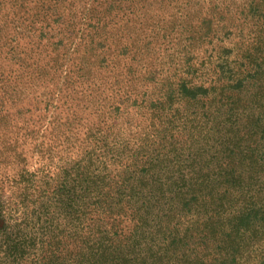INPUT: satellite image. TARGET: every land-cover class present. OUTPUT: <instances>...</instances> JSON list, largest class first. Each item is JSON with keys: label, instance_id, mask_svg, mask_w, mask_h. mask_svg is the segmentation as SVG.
<instances>
[{"label": "trees", "instance_id": "1", "mask_svg": "<svg viewBox=\"0 0 264 264\" xmlns=\"http://www.w3.org/2000/svg\"><path fill=\"white\" fill-rule=\"evenodd\" d=\"M68 1H0V12L4 11L0 38L7 40L16 34L21 40H31L36 32L42 37L49 31L71 39L77 27L82 36L88 37L70 55L67 44L60 40L51 43L54 46L50 56L42 57L44 50L32 40L3 57L9 64L0 69V104L4 105L6 99L22 104L31 97L25 104L34 101L55 109L48 117H42L36 127L32 120H16L7 112L0 113V264H73V259H78L71 245L84 239L90 227L87 204L100 181L93 162H89L93 152L84 151L87 141L81 142L79 137V113L83 103H88L92 110L112 108L119 101V94L125 95L127 101L133 99L130 105L136 107L134 116L129 107L123 108L128 121L140 117L147 123L141 128L136 125L138 131L133 132L131 127L123 138L133 141L134 152L145 154L150 144L172 142L171 149L176 144L174 155L180 157L186 141L196 143L200 134L207 145L211 137L209 128L214 135L216 131V173L201 174L209 166L199 162L185 167H193V172L196 168V177L191 171L184 174L183 166L172 165L168 158L145 162L129 171L127 190L131 197L125 196L130 200L132 194L140 196L133 204L140 203L135 206L139 221L143 225L150 223L153 203L157 206L166 193L172 192L167 187L179 183L191 186L181 210L192 202L205 208L201 219L208 230L198 234L203 258L212 259L211 264H264V2L228 0L226 7H222L228 1L197 0L202 5L190 8L182 0H161L156 9L146 11L151 22H144L146 16L139 17V9L134 11L131 7L134 0H89L82 24L77 25L66 21L74 18L75 11L74 3ZM225 14L229 17L225 18ZM155 17L162 18L164 24H154ZM179 20L184 21L186 41H192L183 49L177 42L182 37L171 34L179 27ZM38 23L40 28L35 27ZM249 24L257 30L249 32L251 45L242 46L236 39H243ZM117 26L122 32L138 36L150 30L148 37L153 41L142 46H134L141 38L119 42L122 38L116 36ZM153 28H158V33ZM221 35L233 38L221 42ZM167 41L173 46H164ZM215 42L212 48H204ZM70 43L73 46L75 40ZM205 71L210 75H205ZM54 102H63L66 112L59 111ZM24 112L30 110L23 107L19 114ZM49 117L51 135L57 132V137L70 144V148L81 143L76 158L74 153L63 162L56 178L50 176L54 159L51 145L37 141L39 137L48 140L45 131L49 129L41 125ZM119 119L116 114L110 126L112 133ZM90 130L96 128L92 126ZM179 132L187 136H183L182 143H175ZM28 140L38 142L34 151L38 159L46 161L44 173H40L38 161L31 164L32 158L26 152ZM138 141L143 143L136 148ZM194 150L195 157L206 153L204 146ZM160 155L165 156L161 152ZM235 158L242 169L231 167ZM170 169L179 173L171 184L166 174ZM97 205L101 208L99 202ZM123 211L126 212L124 207L117 208L118 214ZM60 217L70 223H60ZM174 221L172 213L159 217L155 234L161 242L156 258L151 252L153 264H191L194 252L186 240L189 231L181 229L180 222L173 224ZM139 239L140 236L130 237L129 242L112 249L103 238L100 256L93 254L84 241L86 248L77 264H93V258L98 256L97 264H131L135 258L132 255H139L141 250ZM115 250L120 251L117 259Z\"/></svg>", "mask_w": 264, "mask_h": 264}, {"label": "rangeland", "instance_id": "2", "mask_svg": "<svg viewBox=\"0 0 264 264\" xmlns=\"http://www.w3.org/2000/svg\"><path fill=\"white\" fill-rule=\"evenodd\" d=\"M1 2L3 0H0ZM101 1V0H99ZM161 0H134L131 3V7L135 10V8L139 9V17L146 16L143 21L144 22H151V16H149L146 11L149 9H156L157 5L160 4ZM165 1V0H164ZM185 3L189 4V7L192 8L195 4L202 5L203 2H199L197 0H182ZM223 2H226L228 0H220ZM246 2L249 4L251 0H236V2ZM264 2V0H259V2ZM73 2L74 3V18L72 20H66L72 21V23H75L77 25L82 24V19L85 17L84 9L86 8L85 3L89 2V0H69L68 3ZM235 2V3H236ZM229 3L226 2L222 7H226V4ZM221 4V3H220ZM185 5V4H184ZM97 4H94V7H97ZM155 7V8H154ZM160 7V6H158ZM238 7V6H236ZM77 9V10H76ZM89 9V8H88ZM232 10H235L232 8ZM234 12V11H233ZM159 13V12H157ZM193 14V12H190ZM160 14V13H159ZM4 11L0 12V19L3 17ZM94 16H96L94 14ZM179 16V15H178ZM224 17H229V15L225 14ZM133 18V15L132 17ZM161 19V20H159ZM157 19V17L154 18L153 23L159 24L160 26L163 25L162 18ZM219 19V18H218ZM180 25L177 24L176 29L171 30V34L173 37H182V40H177L178 46H180L181 49H183L185 46H188V43L191 44L192 41H186L185 37H188V33L184 32V21L179 20L178 22ZM247 25V24H246ZM36 28L41 27V23H38ZM118 29V26L116 27V30ZM79 27H77L74 34L71 36V39L64 38L62 35H58L56 33H52L49 31H45L43 36H39V33L36 32L34 38H31V40H21L20 36L16 34H12L10 39H3L0 38V69L6 68V65L9 64V62L4 61V58L6 54L10 50H15L18 46H24L25 43L30 42L33 40V42L39 46L40 50L42 52V57H46L47 55L50 56L51 51L53 50L51 43H57L60 40H63L65 44H67V51L68 54H72L73 51L76 48H81V44H85L87 42L88 37L82 36V34L79 32ZM154 33H158V28H153ZM250 30H257L256 27L250 28L249 27L245 30L243 39L237 38L236 41L240 42L242 46H248L251 45L250 40H248V35ZM150 31V30H149ZM146 30V34L143 36H138L137 34H134L132 32L126 33L122 32L120 29L117 30V37L122 38L119 42H129L128 39H130V42L132 40H137L138 38H141L140 40L136 41L134 46H142L143 44H146L148 41H153L148 36H150L152 33ZM19 32V31H17ZM62 34V33H61ZM226 34V33H225ZM76 36V37H75ZM23 37V36H22ZM226 37V36H225ZM231 37V36H230ZM224 38V35L220 36V41H227L231 40L232 38ZM64 38V39H63ZM146 38V39H145ZM75 40V44L72 46L70 41ZM228 41V42H229ZM50 43V44H49ZM162 45V43H160ZM216 44H207L205 45V49L212 48ZM122 45V44H121ZM35 46V47H37ZM164 46H173L168 41ZM31 47V46H28ZM83 47V46H82ZM247 48V47H246ZM70 49V50H68ZM44 52V53H43ZM68 55V56H69ZM207 72L205 71V75ZM210 75V74H209ZM207 74V76H209ZM1 79V76H0ZM119 94V93H118ZM117 99L119 100L117 103H115V106L112 108H104L99 107L94 110L91 109V106H89L88 103H83L81 105L82 111L79 113V117L82 118V126L79 127L80 134L79 137L81 138V142L86 140L87 143L84 146V151L86 152H93V155L89 158V162H93L94 164V170L96 175L100 178V181L98 182V189L97 191L92 195V199L88 200V210L90 212L89 215V221L88 226L90 225L89 229L86 230L85 238L79 240V242L75 245H71L72 249L74 250V254L79 256H82L85 247V244L83 243L86 241V243L89 244L91 248V252L101 254V246L100 243L103 242V238L107 239L110 242V245H112V249L119 248L121 244H125L126 242L130 241V237L136 239L140 236V243H141V250L139 251V255H132L135 258H132L131 264H153L155 258L159 255L158 249L160 244L158 242H161V240L158 238L157 234H155V229L159 228V217H162L166 214H171L174 216V223L177 224L180 222L181 229L188 230V235L186 237V240L190 242L191 250L194 252V256H191V264H211L212 259L203 258V250L201 249V246L198 244L201 241V238L199 237V233L203 232L205 230H208V226L204 220L201 218L204 217L205 208L203 206H200V203L198 202H192L190 206L187 209L181 210L183 200L187 197V194L191 191V186H184L182 183L171 185L172 187H167V189H172V192L165 195L163 199L159 201V204L157 206L155 203L151 207L152 212V219H150V223L148 224H142L139 221V217L136 216V210L135 206H140V203L138 205L135 204V200L140 198V196H135L132 194V200L130 198L126 197L125 195L128 194L131 197V194L128 193L127 190V178L129 177V171L133 172L137 165L144 164L145 162H156L159 160H162L163 158L171 159L172 165L174 164H181L183 166L184 174H187L191 171L192 175H194V172H197L196 168L194 169V172L192 171L193 167L191 168H185L187 166H190L191 164L196 163L197 165L199 162H203L209 166V169L207 170L204 167L203 173L201 174H213L216 173L214 171L215 166L218 162L219 153H217L216 146L217 144L214 143L216 139V131L215 135L214 132H212L211 128L210 130V138L207 140V145H204L202 139L203 136L198 134L197 136V142L192 140H188L183 145V150L180 152V157L174 155L176 153H173L176 147V144H174V149H171V143L172 142H165L163 144H150L149 151L147 153H139V151L134 152L133 146L134 143L132 140H123L127 132L131 131V127H134V131H138L139 129H135L136 125L141 128L143 126H146L147 123L143 118H133L131 117L130 122L128 121V115H123V108H128V111L130 114L134 116V112L136 111V107H131V103H133V99L127 101V97L125 95H118ZM28 100H32L31 97L26 99L22 104L18 103L16 99L7 100L5 101L4 105L0 104V113L7 112L10 114L13 118H16L18 120V117L22 119H25L26 121L32 120L34 122L33 126L36 127L38 121L45 116H49L51 114L50 112L54 111V106L50 105L48 108H46L45 103H37L35 104L33 101V104H25ZM104 104V102H102ZM54 104L60 108L59 111L66 112V105L63 106V102ZM89 106V107H88ZM25 108V110L29 109L30 112L27 113H21V108ZM85 107H88L87 109H84ZM119 107V112H116V108ZM62 109V110H61ZM146 111V110H145ZM211 114L213 112L210 110ZM116 114L120 117L119 123L116 125V129L112 130L113 133L110 130V126L114 121V118ZM52 119L49 117L46 120L42 121L41 127H45L44 129H49L48 124H50V121ZM90 126V127H86ZM96 128V131L90 130L88 131V128ZM79 132V131H78ZM48 140H45L44 138H38V142L40 141H46V143L51 145L52 150L54 151L53 156V166L51 167L50 176H53L54 178L57 177L60 170L62 169L63 162L68 160L72 155L75 153L76 158V152L78 151V146L81 143H78L74 147L70 148V144L66 143L65 140L63 141L61 138L57 137L56 135L50 134V129L45 131ZM89 133L92 134V137L89 135ZM176 135L177 141L176 142H183L181 141L183 136L186 138L187 135H184L183 132H179ZM204 140V139H203ZM206 140H204L205 142ZM36 141H30L26 142V152L28 153L29 158H32L31 164H35L36 161L39 162V166L41 167L40 173L45 172V168L43 167L46 164L45 160H42L41 158H37V152L34 151V146L38 143ZM69 143H73V141H70ZM129 143V147H126V144ZM143 142L137 143V147L140 146ZM194 143V144H193ZM162 146H165V150H162ZM200 146H204V150L206 153H202L200 156L196 155V150L200 149ZM144 149L145 146L143 145ZM178 147V145H177ZM68 148H70L68 150ZM172 150V151H169ZM141 151V149H139ZM144 152V151H141ZM160 152L165 154V156H161ZM176 156V158H175ZM214 158L212 161L211 159ZM62 160V161H61ZM194 160H196L194 162ZM200 160V161H199ZM86 162V160H85ZM240 162L235 158L233 159L231 163V167H235L237 170L242 169V164H239ZM166 174H168V180L169 184L172 183L174 178L179 176V173L176 172V170L170 169ZM196 177V175H194ZM103 180V181H102ZM101 182V183H100ZM101 184V185H100ZM148 187L151 188L150 185ZM150 190V189H149ZM148 191V189L146 190ZM150 198V195H148ZM138 201V200H137ZM101 204V208L97 205V203ZM124 207L125 211L123 213L118 214L117 208ZM178 208V209H177ZM170 209L172 210L170 212ZM177 214H173L175 212ZM199 219V220H197ZM196 221V223H193ZM70 223L68 219L63 221V218L60 217V223L67 224ZM158 226V228H157ZM65 227V226H62ZM156 227V228H155ZM82 231V230H81ZM80 231V235H81ZM143 232H146V234H143ZM43 234H46L43 228ZM88 236V237H87ZM43 239L46 238V235L42 236ZM87 237V238H86ZM125 247V246H124ZM151 250L149 253L148 248ZM120 252V251H119ZM119 252L115 250V256L114 258H119L118 254ZM151 252L155 253V258L153 257ZM196 255V256H195ZM99 256L93 258V264H97L99 262ZM78 259H73V264H77ZM117 263H111V264H121L119 261H116Z\"/></svg>", "mask_w": 264, "mask_h": 264}]
</instances>
